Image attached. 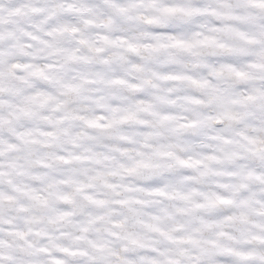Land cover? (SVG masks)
Returning a JSON list of instances; mask_svg holds the SVG:
<instances>
[{"label":"clouds","instance_id":"1","mask_svg":"<svg viewBox=\"0 0 264 264\" xmlns=\"http://www.w3.org/2000/svg\"><path fill=\"white\" fill-rule=\"evenodd\" d=\"M0 264H264V0H0Z\"/></svg>","mask_w":264,"mask_h":264}]
</instances>
